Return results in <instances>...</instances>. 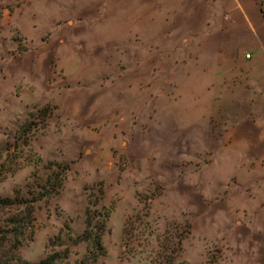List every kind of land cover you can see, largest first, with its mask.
Returning a JSON list of instances; mask_svg holds the SVG:
<instances>
[{"label": "rangeland", "instance_id": "374dc122", "mask_svg": "<svg viewBox=\"0 0 264 264\" xmlns=\"http://www.w3.org/2000/svg\"><path fill=\"white\" fill-rule=\"evenodd\" d=\"M99 1L0 0V197L24 199L0 207V264H264L259 149L224 148L237 117L191 99L176 0L135 21Z\"/></svg>", "mask_w": 264, "mask_h": 264}, {"label": "crops", "instance_id": "0c3cea01", "mask_svg": "<svg viewBox=\"0 0 264 264\" xmlns=\"http://www.w3.org/2000/svg\"><path fill=\"white\" fill-rule=\"evenodd\" d=\"M150 1L100 0L99 3L101 6L116 5L118 9L125 4L128 6L126 18L118 15L111 16V19L135 21L153 18L154 14L149 9L152 5ZM263 2L264 0L175 1L176 13L182 21L180 49L190 53L191 67L204 69L199 74L205 94H191V99L204 97L211 101H222L226 116L237 117V120H230L229 124L238 127V137L226 141L224 148L240 149L245 159H250L249 150L259 149L261 164L254 169L256 179L253 189L255 205L261 209L264 208ZM154 3L161 4L160 0ZM187 21L190 22L189 29ZM229 132L235 133L232 130ZM248 171L247 168L246 172Z\"/></svg>", "mask_w": 264, "mask_h": 264}, {"label": "trees", "instance_id": "16d2710c", "mask_svg": "<svg viewBox=\"0 0 264 264\" xmlns=\"http://www.w3.org/2000/svg\"><path fill=\"white\" fill-rule=\"evenodd\" d=\"M264 3V2H263ZM40 112L44 113V107L39 109ZM41 115V114H40ZM16 199H22V197H18L16 194V197H0V207H6V206H12L16 203ZM19 201V200H18ZM23 203V202H22ZM25 216L32 217V209L27 206L24 208ZM95 213L94 209H91L88 207L85 211V219H84V228L82 233L79 235L77 242H86L88 244V254L91 255L95 253V256L93 257L94 260L98 258L99 255L104 253V247L102 244L101 236L104 232V219L107 216V211L103 212V217L100 222V224L96 227L94 225H91V219ZM16 222V220L14 221ZM20 232L19 229L16 230V233ZM54 261L53 256H44L37 264H52Z\"/></svg>", "mask_w": 264, "mask_h": 264}]
</instances>
